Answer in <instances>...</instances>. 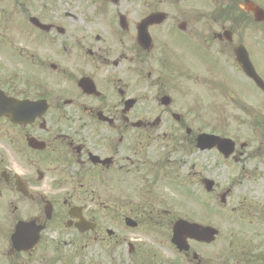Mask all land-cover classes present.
Here are the masks:
<instances>
[{
  "label": "flooded vegetation",
  "instance_id": "obj_1",
  "mask_svg": "<svg viewBox=\"0 0 264 264\" xmlns=\"http://www.w3.org/2000/svg\"><path fill=\"white\" fill-rule=\"evenodd\" d=\"M255 6L264 10V0H0V96L9 100L0 116V264H211L204 252L213 264H264V206L218 208L209 195L225 206L232 187L205 174L187 185L180 175L187 152L232 158L234 136L229 155L204 146V133H219H198L176 111L200 120L187 103L200 100L193 87L216 84L234 116L264 132L260 97L242 99L218 75L230 59L234 78L263 92L235 53L244 44L236 26L259 22ZM160 135L173 147L165 159L152 154ZM180 220L214 233L181 234L178 246ZM137 232L173 253L160 261Z\"/></svg>",
  "mask_w": 264,
  "mask_h": 264
},
{
  "label": "rangeland",
  "instance_id": "obj_2",
  "mask_svg": "<svg viewBox=\"0 0 264 264\" xmlns=\"http://www.w3.org/2000/svg\"><path fill=\"white\" fill-rule=\"evenodd\" d=\"M227 23L228 22H226V24ZM236 27L239 29L242 36L240 42H243L248 46L252 63L255 65L257 72L264 77V23L256 22V24L251 25L250 27L246 24H241L239 27ZM182 43L183 40L176 41V44L178 45H181ZM225 64L228 65V67L225 65L222 69L225 73L224 77L221 76L220 73H218V75L221 78H224L225 84L229 89L232 91L235 90L237 95H240L242 99H252L255 104H257V97H260V99H258V104L260 105L262 101V106H264V94L261 92L259 95L257 92L254 93L253 90L250 91L247 80L244 77H240V80L235 79L238 74H235V76L232 71L237 73L239 68H237L238 66L234 67L231 64L230 59H227ZM193 88L199 93L200 100L199 102H194L190 99L187 103L190 107L199 110L196 113L200 120L194 122V120H192V111L187 108L176 109V111L188 118L186 124L197 132L199 131L197 129H201L199 132L214 131L223 135H228V137L231 134L234 136L237 144L236 149L233 152V154L235 153L233 156L234 158L232 157L230 159H224L223 156L214 151H209L208 153L204 152L197 156L196 154L191 155V153L187 152L183 155L184 160L182 159L181 162V164L185 166L183 167L185 168L184 171L180 174L185 180L183 183H195L199 176L205 174L207 178L214 179L215 182L220 185V188L223 187L226 189L227 187H232L230 193L232 195L226 202L225 206L221 205L219 196L217 197L215 194H207L209 195L211 204L216 201L218 208H221L222 206L226 209H232L234 206H238L234 209L235 214L249 213L253 208L250 207V201L252 204L257 202L264 206V132L261 135L260 133L258 135L252 134L248 129L249 126L244 123L243 118H237L234 116V112L238 110V108L234 106L236 108L235 110L234 107H231L233 105L230 104L227 91L223 87L216 84H212V86H200L195 84ZM243 88H246V92L242 91ZM209 100L211 104L208 103ZM180 104L182 105L181 102ZM263 114L264 108L261 112L264 125ZM240 115L245 116L242 112H240ZM157 132L158 130L155 131L156 134ZM169 143L170 140L167 136L163 137L160 135L156 137L152 142V144L155 145L152 154H155L157 159H165V157L173 151V147L169 145ZM162 146H165L164 151L160 150V147ZM256 149H259L260 151L256 152ZM185 161H187V164ZM202 191L204 192L203 189ZM192 203V206L195 207V209H199V203L196 200L194 202L192 200ZM209 216H216L212 210V206H210ZM228 227H236L239 232H241V228L235 223ZM226 233L227 231L224 233V238L226 237ZM140 236L139 232L134 235L135 238H138L136 240H141L140 242L146 244L148 243L156 252H159L158 259L160 261L164 262L165 255L173 253V249H167L166 247V245H169V242L165 243L163 250H160L157 249V245L150 234L147 235V240L140 239ZM220 244L221 241L218 240L213 246L214 251L218 250L217 248ZM235 246H237V242ZM42 250L43 249L40 251ZM202 255L205 262L210 261L211 264L215 262L212 256L213 254L204 252ZM210 255L212 256V260L210 259ZM133 258L141 261L140 253L136 251ZM117 263L120 264L118 261Z\"/></svg>",
  "mask_w": 264,
  "mask_h": 264
},
{
  "label": "water",
  "instance_id": "obj_3",
  "mask_svg": "<svg viewBox=\"0 0 264 264\" xmlns=\"http://www.w3.org/2000/svg\"><path fill=\"white\" fill-rule=\"evenodd\" d=\"M256 18L258 20H264V12L262 9L255 8L254 9ZM236 53L238 57L239 63L242 65V68L244 72L248 75H250L254 81L256 82L257 85H260L262 88H264V82L260 78L258 74H256L255 69L253 64H251L250 58H249V53L244 49L242 45L238 46L236 48ZM216 143L219 142V145L222 147L223 146V140L222 139H214ZM233 146V145H232ZM231 146V147H232ZM175 237L174 241L176 244L179 246L182 245L183 240L181 238V234H189L192 235V237H195L196 239H203V240H210V236L214 233V230L211 228H206L203 226H199L197 224H191L187 223L184 221H179L178 224L175 226Z\"/></svg>",
  "mask_w": 264,
  "mask_h": 264
}]
</instances>
